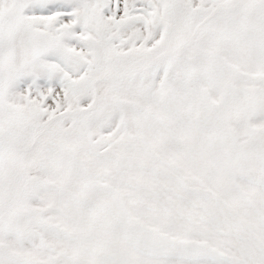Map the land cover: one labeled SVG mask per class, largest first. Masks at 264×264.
I'll list each match as a JSON object with an SVG mask.
<instances>
[{
    "label": "snow or ice",
    "instance_id": "obj_1",
    "mask_svg": "<svg viewBox=\"0 0 264 264\" xmlns=\"http://www.w3.org/2000/svg\"><path fill=\"white\" fill-rule=\"evenodd\" d=\"M0 264H264V0H0Z\"/></svg>",
    "mask_w": 264,
    "mask_h": 264
}]
</instances>
